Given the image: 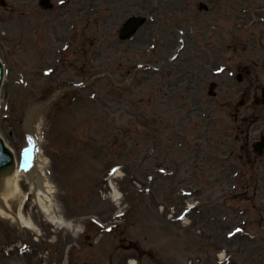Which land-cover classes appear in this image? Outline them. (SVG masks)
I'll list each match as a JSON object with an SVG mask.
<instances>
[{"label": "rangeland", "instance_id": "374dc122", "mask_svg": "<svg viewBox=\"0 0 264 264\" xmlns=\"http://www.w3.org/2000/svg\"><path fill=\"white\" fill-rule=\"evenodd\" d=\"M36 1L0 5V131L21 160L28 111L74 87L41 111L39 128L55 212L72 226L52 227L24 172L9 209L23 208L32 226L0 214V264H264V155L242 156L264 134L254 102L264 0H57L52 10ZM138 14L149 23L121 41ZM243 222V236L228 240ZM130 243L137 250L121 248Z\"/></svg>", "mask_w": 264, "mask_h": 264}, {"label": "bare ground", "instance_id": "6f19581e", "mask_svg": "<svg viewBox=\"0 0 264 264\" xmlns=\"http://www.w3.org/2000/svg\"><path fill=\"white\" fill-rule=\"evenodd\" d=\"M35 115L36 112L33 111L29 113L28 117H32ZM40 163V171L38 173L36 171L32 173V175H30L31 180L33 181V185L36 188L35 192L37 193V202L43 209V211L49 216L50 220L59 225H67V222H65L61 216L58 217L53 214V210L55 209L54 201L51 197V190L53 187L50 184L47 176L44 174V161H41ZM4 176L6 177L0 179V197L3 199V201L9 202L20 191L19 182L21 180L22 174L20 173V171L16 172L13 168V170L11 171L8 170L7 174H5ZM115 198H118V194H115ZM0 214L5 215L6 217H14V214L10 210H6L3 208H0ZM15 217L25 227L30 228L32 226L31 221L25 217L24 212H22L21 209L17 212ZM131 263L134 262L132 261Z\"/></svg>", "mask_w": 264, "mask_h": 264}, {"label": "water", "instance_id": "95a60500", "mask_svg": "<svg viewBox=\"0 0 264 264\" xmlns=\"http://www.w3.org/2000/svg\"><path fill=\"white\" fill-rule=\"evenodd\" d=\"M144 22V19H132L128 23V27L124 36H127L133 32ZM2 67L0 66V87L2 83ZM15 167V161L10 149L5 145L3 139L0 137V179H3L7 171L13 170Z\"/></svg>", "mask_w": 264, "mask_h": 264}]
</instances>
